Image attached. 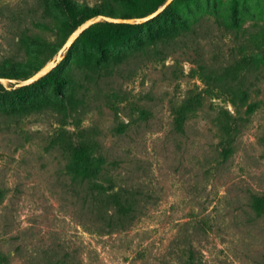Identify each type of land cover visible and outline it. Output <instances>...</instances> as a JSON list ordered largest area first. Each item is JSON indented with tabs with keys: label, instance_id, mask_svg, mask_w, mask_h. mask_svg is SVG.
I'll return each mask as SVG.
<instances>
[{
	"label": "rangeland",
	"instance_id": "obj_1",
	"mask_svg": "<svg viewBox=\"0 0 264 264\" xmlns=\"http://www.w3.org/2000/svg\"><path fill=\"white\" fill-rule=\"evenodd\" d=\"M73 19L56 0H0V72L10 74L0 78L23 81L51 62ZM96 24L50 78L0 90V264H264V214L251 205L264 194V0H173L107 56L93 47ZM112 56L124 58L113 72L88 69ZM237 65L242 75L222 78ZM227 83L248 92L239 113ZM69 91L83 101L68 116L42 101ZM195 95L201 105L179 132L173 110ZM64 143L105 158L101 182L130 204L126 216L72 177Z\"/></svg>",
	"mask_w": 264,
	"mask_h": 264
},
{
	"label": "trees",
	"instance_id": "obj_2",
	"mask_svg": "<svg viewBox=\"0 0 264 264\" xmlns=\"http://www.w3.org/2000/svg\"><path fill=\"white\" fill-rule=\"evenodd\" d=\"M58 6L61 9V12L67 18H71L73 15L77 14L80 19H73V23L70 27L71 31H74L81 22L87 19H91L99 15L100 13H104L107 15H111L113 17L120 18H139L146 16L153 11H155L159 5H161L164 0L159 2V5L149 7L147 9H139L142 8L143 4L146 0H106L105 6L102 9L96 7L89 6H80L75 3L74 0H56ZM173 6V5H172ZM170 6V8L172 7ZM132 10H128V9ZM176 24H179L182 30H187L190 28V23L187 18H184L181 14H174L173 18ZM57 21L56 19L53 22ZM147 23L142 24H114L103 22L100 24H96L88 31L93 29H101L98 31V37L93 43V47L100 54H105L109 51L110 46H116L122 43H125L127 39L131 36H134L137 30H140L142 27L148 25ZM151 40H153L154 46L156 45V41L158 38L154 39L152 35ZM156 40V41H155ZM148 46V45H147ZM147 46L143 47L140 50H145ZM121 58L119 56H112L109 58L103 59L104 64L100 65L99 61H94L93 64L89 65L88 69L90 71L95 72L94 74L99 75L98 72L102 70H109V72H113L116 66L121 62ZM237 65L236 71L232 74L226 73L222 74V78H233L236 79L240 75H242V70L244 67H238ZM35 71V70H34ZM33 71V72H34ZM32 73H28L23 79L29 78ZM52 74L48 73L36 83H32L27 86L29 88L35 86L36 84H41L45 79L50 78ZM1 77L9 78V73H1ZM67 83L76 85L78 83L76 75H71L67 81ZM55 86H60L57 82L54 83ZM26 87L19 88L14 93H18V91L24 90ZM224 90L231 97V105L235 108V112L239 113L240 108L244 107L248 103L249 95L246 89L240 86H232L230 83L223 86ZM0 90L7 92L4 86L0 83ZM62 100L58 98H49L44 97L42 101L45 104L49 105L56 113L61 114L63 116H68V113H73L74 107L78 102H82L83 99L78 98L75 92L69 91L67 94L62 96ZM66 105V106H65ZM201 105V99L199 95L190 96L185 99L177 108L173 110L175 114L174 118V127L177 131H183V126L188 119V115L193 113L195 109ZM66 107V108H65ZM65 111V112H62ZM223 130L227 132V137L229 141L227 144L233 141L234 130L229 132L227 127H223ZM63 149L68 151L69 160L67 163V171L72 175L75 180L83 182L88 180L89 183H92L90 192L98 198V203L103 204L106 207H113L116 209L118 213L126 216L128 211L130 210V204L128 202H123L119 193L108 194V191L114 189V184L111 179L104 178V182L107 183V186L103 185L101 179H103L104 171H105V158L100 156H95L93 153V148L89 144L78 143L75 146L71 144H62ZM252 208L256 212L257 215L264 214V194L262 195H253L252 196ZM4 262V258L0 257V263Z\"/></svg>",
	"mask_w": 264,
	"mask_h": 264
},
{
	"label": "water",
	"instance_id": "obj_3",
	"mask_svg": "<svg viewBox=\"0 0 264 264\" xmlns=\"http://www.w3.org/2000/svg\"><path fill=\"white\" fill-rule=\"evenodd\" d=\"M173 0H166L162 6L157 8L155 11L152 13L144 16V17H139V18H120V17H112V16H107V15H97L94 18L89 19L88 21L82 23L79 25L73 33L70 35V37L67 39L63 47L59 50L57 56L48 64H46L44 67H42L37 73H35L33 76L29 77L28 79H25L23 81H14V80H8V79H3L0 78V83L2 85H6L8 81L14 82V87H22L31 84L32 82L38 80L39 78L45 76L56 64L61 60L63 52L67 51L73 41L76 39L78 35H80L85 29L90 27L93 24L99 23V22H108V23H114V24H142L147 21H150L157 17L160 13L163 12L164 9L168 7V5L172 2Z\"/></svg>",
	"mask_w": 264,
	"mask_h": 264
}]
</instances>
